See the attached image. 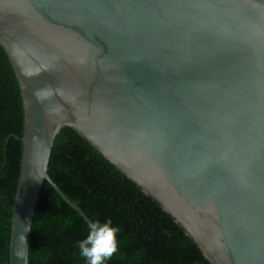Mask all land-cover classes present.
Segmentation results:
<instances>
[{
    "label": "water",
    "instance_id": "95a60500",
    "mask_svg": "<svg viewBox=\"0 0 264 264\" xmlns=\"http://www.w3.org/2000/svg\"><path fill=\"white\" fill-rule=\"evenodd\" d=\"M24 128L9 264L74 130L210 264H264V0H0Z\"/></svg>",
    "mask_w": 264,
    "mask_h": 264
},
{
    "label": "trees",
    "instance_id": "16d2710c",
    "mask_svg": "<svg viewBox=\"0 0 264 264\" xmlns=\"http://www.w3.org/2000/svg\"><path fill=\"white\" fill-rule=\"evenodd\" d=\"M24 115L19 85L0 46V264H9L10 225L20 171ZM48 175L90 221L110 218L118 251L107 264H210L161 206L64 128L56 137ZM87 223L44 182L33 219L29 264H85L76 242Z\"/></svg>",
    "mask_w": 264,
    "mask_h": 264
},
{
    "label": "clouds",
    "instance_id": "9594fccd",
    "mask_svg": "<svg viewBox=\"0 0 264 264\" xmlns=\"http://www.w3.org/2000/svg\"><path fill=\"white\" fill-rule=\"evenodd\" d=\"M110 218L95 219L88 223L85 237L76 242L85 264H107L118 251V233Z\"/></svg>",
    "mask_w": 264,
    "mask_h": 264
}]
</instances>
